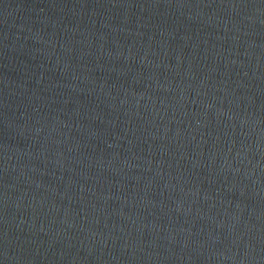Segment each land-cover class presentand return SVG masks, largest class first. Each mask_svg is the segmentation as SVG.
I'll return each mask as SVG.
<instances>
[{
  "label": "water",
  "instance_id": "water-1",
  "mask_svg": "<svg viewBox=\"0 0 264 264\" xmlns=\"http://www.w3.org/2000/svg\"><path fill=\"white\" fill-rule=\"evenodd\" d=\"M0 264H264V0H0Z\"/></svg>",
  "mask_w": 264,
  "mask_h": 264
}]
</instances>
